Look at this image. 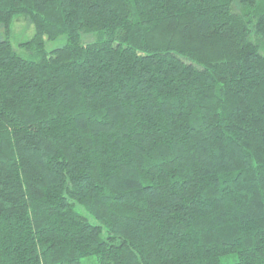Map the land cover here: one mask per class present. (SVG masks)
<instances>
[{
	"label": "trees",
	"instance_id": "1",
	"mask_svg": "<svg viewBox=\"0 0 264 264\" xmlns=\"http://www.w3.org/2000/svg\"><path fill=\"white\" fill-rule=\"evenodd\" d=\"M93 255L264 264V0H0V264Z\"/></svg>",
	"mask_w": 264,
	"mask_h": 264
},
{
	"label": "rangeland",
	"instance_id": "2",
	"mask_svg": "<svg viewBox=\"0 0 264 264\" xmlns=\"http://www.w3.org/2000/svg\"><path fill=\"white\" fill-rule=\"evenodd\" d=\"M24 26H17L15 27L13 34H12V42L15 47L19 46L20 42L28 40V38L31 36L27 30V28H24ZM66 41L65 37H60L57 40L48 42L47 47L48 49H55L59 48L64 45ZM78 212L83 215L84 217H87L93 224H98V221H96L93 216H91L86 210H84L81 207L76 208ZM235 261V257H230V258H224L223 259V264H233ZM82 264H102L99 262L97 256H88L82 260Z\"/></svg>",
	"mask_w": 264,
	"mask_h": 264
}]
</instances>
